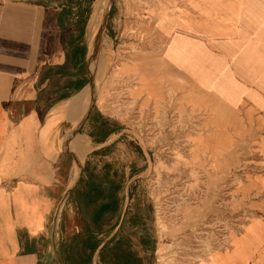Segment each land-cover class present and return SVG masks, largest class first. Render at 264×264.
Wrapping results in <instances>:
<instances>
[{
	"label": "crops",
	"instance_id": "obj_1",
	"mask_svg": "<svg viewBox=\"0 0 264 264\" xmlns=\"http://www.w3.org/2000/svg\"><path fill=\"white\" fill-rule=\"evenodd\" d=\"M95 1L0 0V264H159L152 155L124 122L85 106L90 64L83 73L67 54L82 49ZM137 3L111 0L105 29L133 23ZM156 3L160 66L194 88L187 99L264 117V0ZM43 62L66 78L48 100L33 89ZM234 242L228 264H264V215Z\"/></svg>",
	"mask_w": 264,
	"mask_h": 264
},
{
	"label": "rangeland",
	"instance_id": "obj_2",
	"mask_svg": "<svg viewBox=\"0 0 264 264\" xmlns=\"http://www.w3.org/2000/svg\"><path fill=\"white\" fill-rule=\"evenodd\" d=\"M106 1L96 0L93 13L85 15L82 49L67 54L82 58L81 71L89 72L90 42L102 16L93 60L98 75L83 97L95 87L94 102L107 117L124 122L152 155L149 180L162 238L158 263L228 264L235 239L264 215V117L188 100L194 88L180 87L160 66L164 40L155 29L156 0H138L134 22L115 31L105 29ZM43 64L33 89L48 100L66 78L62 65Z\"/></svg>",
	"mask_w": 264,
	"mask_h": 264
},
{
	"label": "bare ground",
	"instance_id": "obj_3",
	"mask_svg": "<svg viewBox=\"0 0 264 264\" xmlns=\"http://www.w3.org/2000/svg\"><path fill=\"white\" fill-rule=\"evenodd\" d=\"M109 1L110 0H107L106 1V5H105V8H104V10L106 9V7L108 6V3H109ZM108 9V8H107ZM103 13H104V11H103ZM103 15V14H102ZM101 19H102V16H101ZM99 20V23H98V25H97V27H96V29H95V33H93L94 35H93V37H92V39H91V49H90V56H89V64H90V69H91V71H92V75H93V80L94 79H96L97 78V72H96V70H95V68H94V63H93V60H94V53H95V50H96V47H97V44L98 43H101V33L98 31V29H99V27H100V23H101V21L102 20ZM91 80H92V78H91ZM93 83V82H92ZM170 85V84H169ZM95 93H96V89H95V87H94V90H93V92H92V94L90 95V97L88 98V99H86L84 102H87V103H89L90 101H91V104L93 103V101H94V99H95ZM83 102V103H84ZM86 103V104H87ZM80 156V155H79ZM81 156H80V158H79V162H81Z\"/></svg>",
	"mask_w": 264,
	"mask_h": 264
},
{
	"label": "built area",
	"instance_id": "obj_4",
	"mask_svg": "<svg viewBox=\"0 0 264 264\" xmlns=\"http://www.w3.org/2000/svg\"><path fill=\"white\" fill-rule=\"evenodd\" d=\"M166 105H168V104H166ZM153 109H154V107H151V113H154ZM139 122H140V123H139ZM147 122H148V121H147ZM136 123H139L138 126L141 125V121H140V120H137ZM148 124H150V123L148 122Z\"/></svg>",
	"mask_w": 264,
	"mask_h": 264
}]
</instances>
